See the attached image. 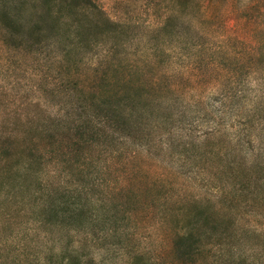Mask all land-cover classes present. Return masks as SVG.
I'll list each match as a JSON object with an SVG mask.
<instances>
[{"label": "rangeland", "instance_id": "374dc122", "mask_svg": "<svg viewBox=\"0 0 264 264\" xmlns=\"http://www.w3.org/2000/svg\"><path fill=\"white\" fill-rule=\"evenodd\" d=\"M194 207L228 238L175 262ZM247 247L264 257V0H0V264Z\"/></svg>", "mask_w": 264, "mask_h": 264}, {"label": "trees", "instance_id": "16d2710c", "mask_svg": "<svg viewBox=\"0 0 264 264\" xmlns=\"http://www.w3.org/2000/svg\"><path fill=\"white\" fill-rule=\"evenodd\" d=\"M26 160L30 163L29 157ZM221 193L218 199L221 201L226 200L223 190ZM59 204L61 202L57 203L56 206ZM68 206V204L65 206L62 203L61 209ZM184 217L185 221L182 227L178 228V231L171 238V257L175 262L186 263L193 254L200 253V242L203 239H205L204 241L208 240L210 243H214L218 247L220 246L218 239L223 240L224 238H228L226 230L229 229L232 223L213 219L207 209L194 207L189 213L184 214ZM199 236H202L201 239H199ZM255 253H257L258 258L254 256ZM221 255L222 253H218L217 256L220 257ZM260 255L261 253L256 252V248L247 247L244 257H239L236 264H264V257L262 258ZM258 259L260 262L257 261Z\"/></svg>", "mask_w": 264, "mask_h": 264}]
</instances>
